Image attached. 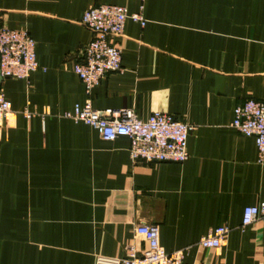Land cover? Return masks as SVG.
I'll list each match as a JSON object with an SVG mask.
<instances>
[{
	"label": "crops",
	"instance_id": "obj_1",
	"mask_svg": "<svg viewBox=\"0 0 264 264\" xmlns=\"http://www.w3.org/2000/svg\"><path fill=\"white\" fill-rule=\"evenodd\" d=\"M99 5L141 12L145 24L126 21L115 41L123 71L87 96L72 68L92 38L80 18ZM0 28L26 30L40 68L0 79L13 112L0 122V264L141 253L140 224L158 227L165 252L187 250L186 264H264V219L240 230L243 209L264 201V165L230 126L235 107L264 101V0H0ZM86 103L193 125L188 160L132 162L127 138L106 142L62 117ZM222 225L220 248L197 245Z\"/></svg>",
	"mask_w": 264,
	"mask_h": 264
},
{
	"label": "built area",
	"instance_id": "obj_2",
	"mask_svg": "<svg viewBox=\"0 0 264 264\" xmlns=\"http://www.w3.org/2000/svg\"><path fill=\"white\" fill-rule=\"evenodd\" d=\"M127 20L142 27L145 24L141 12L129 15L125 8L116 5H99L83 12L80 24L92 38L80 48L72 70L87 96L107 74L123 71L122 52L115 41L124 34ZM39 69L35 42L29 33L23 29L0 28V79L27 81ZM22 113L26 119L34 115L26 110ZM12 115L10 103L0 95V122H6ZM62 117L93 128L106 142L127 138L129 158L134 163L181 164L189 158L187 141L195 127L166 113L153 112L143 121L131 108L100 111L86 103L75 105ZM230 126L241 136L254 140L257 163L264 165V101L247 99L235 107ZM258 219H264V201L243 209L240 230ZM135 234L146 242L143 252L138 253L131 246L122 258L98 256L94 264H186L187 250L167 253L161 248L156 225L140 224L135 228ZM228 234L226 226H218L202 236L197 245L202 249H218Z\"/></svg>",
	"mask_w": 264,
	"mask_h": 264
}]
</instances>
